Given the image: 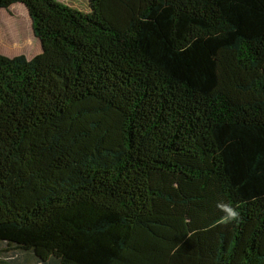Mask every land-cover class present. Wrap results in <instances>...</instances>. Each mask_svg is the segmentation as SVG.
Wrapping results in <instances>:
<instances>
[{"label":"trees","instance_id":"trees-1","mask_svg":"<svg viewBox=\"0 0 264 264\" xmlns=\"http://www.w3.org/2000/svg\"><path fill=\"white\" fill-rule=\"evenodd\" d=\"M14 3L41 52L0 54V264H264V0Z\"/></svg>","mask_w":264,"mask_h":264},{"label":"rangeland","instance_id":"rangeland-1","mask_svg":"<svg viewBox=\"0 0 264 264\" xmlns=\"http://www.w3.org/2000/svg\"><path fill=\"white\" fill-rule=\"evenodd\" d=\"M56 1H61L82 11H87L88 8V0ZM129 1L132 3L128 6V4H118L115 0H103L105 13L108 14L106 19L117 29L126 27L131 17L136 15V8L138 7L137 0ZM17 21L21 23L19 26L20 28L25 26L26 29H28L27 35L32 38V45L27 46V44L23 43V33L17 28ZM25 34L26 33H24V35ZM0 43L4 48L0 49V54L7 57L24 55L26 59L29 60L34 55L41 52V45L39 40L33 35L27 10L21 3H14L8 9H0ZM13 47L19 48L12 50L11 48ZM9 49L11 50L8 51Z\"/></svg>","mask_w":264,"mask_h":264},{"label":"clouds","instance_id":"clouds-1","mask_svg":"<svg viewBox=\"0 0 264 264\" xmlns=\"http://www.w3.org/2000/svg\"><path fill=\"white\" fill-rule=\"evenodd\" d=\"M216 207L223 213V215L219 218V222L221 224H228L240 217L237 209L229 203L218 202Z\"/></svg>","mask_w":264,"mask_h":264},{"label":"bare ground","instance_id":"bare-ground-1","mask_svg":"<svg viewBox=\"0 0 264 264\" xmlns=\"http://www.w3.org/2000/svg\"><path fill=\"white\" fill-rule=\"evenodd\" d=\"M28 17H29V15H28ZM29 19H30V17H29ZM31 21V20H30ZM21 25V23L20 22H18L17 21V28L18 29H20V32H22L23 33V43H25V44H27V46H30V45H32V38L31 37H29L28 35H27V31H28V29H26V27L24 26L23 28H20L19 26ZM24 33H26L25 35H24ZM19 47H13V48H11L12 50H15V49H18ZM0 49H4L3 48V46L1 45V43H0ZM11 49H9L8 51H10Z\"/></svg>","mask_w":264,"mask_h":264}]
</instances>
